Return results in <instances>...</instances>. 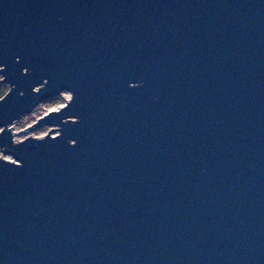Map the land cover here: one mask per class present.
Segmentation results:
<instances>
[{
    "label": "water",
    "instance_id": "95a60500",
    "mask_svg": "<svg viewBox=\"0 0 264 264\" xmlns=\"http://www.w3.org/2000/svg\"><path fill=\"white\" fill-rule=\"evenodd\" d=\"M0 75V264H264V0H0Z\"/></svg>",
    "mask_w": 264,
    "mask_h": 264
},
{
    "label": "rangeland",
    "instance_id": "374dc122",
    "mask_svg": "<svg viewBox=\"0 0 264 264\" xmlns=\"http://www.w3.org/2000/svg\"><path fill=\"white\" fill-rule=\"evenodd\" d=\"M0 80H2V76L0 75ZM0 85H4L7 87L9 91V86L3 84L0 81ZM71 99V93L70 92H64L60 96L43 102L40 105L37 106V108L30 114L23 116L20 120L15 122L12 127L13 130L17 133V136L14 138L16 142H20L24 140L27 137H35V138H42L45 135H47L52 128L51 127H43L41 129L35 130L31 132L30 134L23 135L21 132L25 130L26 128L33 126L41 117L47 115L50 112L58 111L60 108H62L69 100ZM2 129H0L1 131ZM54 133L53 135H55ZM0 158L6 159V160H13L11 156H4L0 150Z\"/></svg>",
    "mask_w": 264,
    "mask_h": 264
},
{
    "label": "trees",
    "instance_id": "16d2710c",
    "mask_svg": "<svg viewBox=\"0 0 264 264\" xmlns=\"http://www.w3.org/2000/svg\"><path fill=\"white\" fill-rule=\"evenodd\" d=\"M7 92V87L4 85H0V99L3 98Z\"/></svg>",
    "mask_w": 264,
    "mask_h": 264
}]
</instances>
